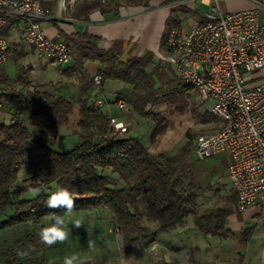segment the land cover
Returning <instances> with one entry per match:
<instances>
[{
    "label": "trees",
    "instance_id": "16d2710c",
    "mask_svg": "<svg viewBox=\"0 0 264 264\" xmlns=\"http://www.w3.org/2000/svg\"><path fill=\"white\" fill-rule=\"evenodd\" d=\"M93 9L105 11L107 7L102 6L101 0H84L73 15L87 18ZM63 39L72 49L74 64L62 69L67 73L76 71L82 97L74 102L63 95L41 93L32 87L11 88L8 98L14 102L19 115L28 114L29 125L21 117L12 123L0 121V210L5 205V193L13 185L17 186L20 171L24 175L23 181H32L18 188L35 193L15 201L12 212L0 219V229L64 210L46 206L48 197L63 187L73 193L74 209L98 204L109 209L120 233L121 247L126 252L139 242H147L158 230L168 231L183 225L189 215L203 234L225 233L226 218L230 213L227 205L197 210L200 193L194 182L186 180L184 172L190 141L172 154L165 151L152 153L131 135L113 134L107 115L88 104L89 89L94 82L85 71L84 62L98 61L101 84L106 79H114L128 85L117 93L124 96L134 113L152 120L151 141L166 128L165 117L157 115L152 108L180 103L186 96H191L190 89L194 88L184 85L178 76L177 85L171 90L157 84L164 73L150 52L120 60L111 49L98 46L92 36L82 34ZM17 54L16 59L22 52ZM5 81V76L0 78V83ZM75 103L78 141L66 151H56L40 134L52 133L67 122ZM107 169L119 184L103 173ZM143 216L154 221V225L143 224ZM39 238L36 233L24 234V242L29 245H34ZM157 264L174 263L161 259Z\"/></svg>",
    "mask_w": 264,
    "mask_h": 264
},
{
    "label": "built area",
    "instance_id": "2783aa9c",
    "mask_svg": "<svg viewBox=\"0 0 264 264\" xmlns=\"http://www.w3.org/2000/svg\"><path fill=\"white\" fill-rule=\"evenodd\" d=\"M44 0H0V66L9 45L21 41L39 60L61 68L74 64L71 47L49 36L44 21L52 17ZM204 19L189 28L172 25L163 38L159 57L175 68L186 86L201 89L211 99L209 112L220 125L200 136L194 146L197 159L227 154V176L236 195V207L264 208V79L249 83L247 74L264 66V0L250 8L221 12L215 3ZM94 85L101 75L92 74ZM93 108L107 115L113 134H123L133 121L130 105L121 93L94 101ZM102 108L104 110H102ZM125 115L119 116L113 110Z\"/></svg>",
    "mask_w": 264,
    "mask_h": 264
},
{
    "label": "crops",
    "instance_id": "0c3cea01",
    "mask_svg": "<svg viewBox=\"0 0 264 264\" xmlns=\"http://www.w3.org/2000/svg\"><path fill=\"white\" fill-rule=\"evenodd\" d=\"M67 2L68 0L43 1L44 6L52 12V17L44 21L45 33L68 39L82 34L92 36L98 46L111 49L120 60L146 52L157 56L164 53L165 29L172 25L180 26V17L184 15L190 18L187 26L189 28L196 21L204 19V12L210 8L211 3H215L221 12L254 5V0H141L119 3L105 11L93 9L87 18H77L65 5ZM197 3L204 6L203 10L197 9ZM19 52L22 55L14 59L15 61L12 59V68L9 69L6 65L8 61L0 66L3 69L0 75L5 76L6 82L15 81L13 84L19 88L25 86L23 81H27L39 92L60 94L69 99L75 96L72 100L82 97L76 71L64 72L61 67L47 60H39L25 43L11 42L8 54ZM98 66L96 60L84 62V69L90 76L97 72ZM23 70L28 75L26 78H21ZM247 79L249 83L264 79V66L249 72ZM68 87L71 93H62L63 88L68 90ZM120 88H128V85L114 79H106L100 86L92 85L88 104L104 97L112 99L115 92L121 91ZM113 113L125 115L116 109ZM223 154L227 157V185L220 188L218 201L214 206L227 205L230 208L226 218V232L221 235L203 234L189 215L183 225L173 230H158L145 242L151 250L161 251L162 259L174 264H264V208L252 206L240 210L236 207L235 192L227 176L229 158L227 154ZM153 225L154 222L150 226Z\"/></svg>",
    "mask_w": 264,
    "mask_h": 264
},
{
    "label": "rangeland",
    "instance_id": "374dc122",
    "mask_svg": "<svg viewBox=\"0 0 264 264\" xmlns=\"http://www.w3.org/2000/svg\"><path fill=\"white\" fill-rule=\"evenodd\" d=\"M83 1L68 0L65 5L74 12ZM137 1L141 0H101V4L107 8H114L119 3ZM203 8L202 4L197 3V9L203 10ZM261 15H264V10H261ZM180 18L182 21L179 23V27L187 28L190 19L188 15ZM17 55L8 54L6 65L9 69L13 67L12 61L17 58ZM10 56L12 58H9ZM153 59L160 65L164 73L160 83L157 84H161L165 90H171L178 81L175 68L161 59L159 55L154 54ZM2 71L3 69L0 67V72ZM22 74L21 78L28 76L24 74V70ZM14 82L8 80L0 83V121L12 123L21 117L24 123L29 125L28 114L19 115L15 110L14 102L8 98V94L12 92L11 88L15 87ZM23 83L27 88L32 87L27 81H23ZM122 89L120 88V90ZM65 90L63 88L62 93H71L70 87ZM190 92L192 93L191 96H186L184 101L180 103L160 104L152 108L157 115L165 117L166 124L164 132L154 137V140L151 141V132L154 127L152 120L136 114L132 110L128 115L134 122L133 125L123 134L115 135L127 137L131 135L140 140L152 153L165 151L172 154L189 140L190 151L186 158L184 172L187 175L186 180L194 182L196 191L200 193L201 202L197 210H202L214 206L218 201L220 188L227 185L225 182L227 157L223 153H218L204 159L196 158L194 146L197 139L215 130L220 125V121L212 117L209 112V105L212 101L206 97L201 89H190ZM71 97L70 99H73L75 96ZM90 102L89 106L93 107L94 101ZM76 106L77 103H75L73 113L69 115L67 122L59 125L52 133L40 134L47 138L48 145L56 151H66L78 141ZM103 173L113 176L110 169ZM23 176V172L20 171L17 186L13 185L3 196L5 205L0 210V219L7 217L12 212L17 199L35 193L33 190L26 191L18 188L19 185L32 181V179L23 181ZM112 181L116 184L120 183L113 177ZM55 213L62 215L65 219V231L68 235L63 242H57L52 246L42 243L40 238L34 242V245L24 242V234L27 232L36 233L40 236L41 229L52 223L51 214L42 215L34 221L29 220L1 228L0 264H65L66 260H71L72 264H157L162 259L161 251L151 250L145 245V242L135 244L127 252L123 251L118 227L109 209L102 204L90 208L73 209L71 212L64 209ZM76 220L81 222L82 226L79 229L74 227ZM141 222L150 226L154 221L143 216Z\"/></svg>",
    "mask_w": 264,
    "mask_h": 264
},
{
    "label": "clouds",
    "instance_id": "9594fccd",
    "mask_svg": "<svg viewBox=\"0 0 264 264\" xmlns=\"http://www.w3.org/2000/svg\"><path fill=\"white\" fill-rule=\"evenodd\" d=\"M46 206L51 209L63 208L68 212H71L75 208V199L73 193L67 188H60L58 191L53 192L47 199ZM52 223L41 229L40 239L41 242L52 246L57 242H63L67 238V231H65V219L62 215L52 213ZM81 222L76 220L74 227L79 229ZM65 264H72L71 260H66Z\"/></svg>",
    "mask_w": 264,
    "mask_h": 264
}]
</instances>
